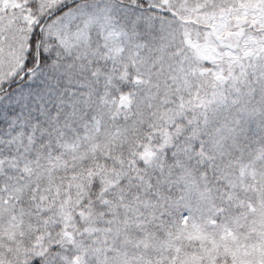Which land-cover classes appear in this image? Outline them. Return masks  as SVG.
Wrapping results in <instances>:
<instances>
[{"label": "snow or ice", "instance_id": "snow-or-ice-1", "mask_svg": "<svg viewBox=\"0 0 264 264\" xmlns=\"http://www.w3.org/2000/svg\"><path fill=\"white\" fill-rule=\"evenodd\" d=\"M0 264H264V0H0Z\"/></svg>", "mask_w": 264, "mask_h": 264}]
</instances>
